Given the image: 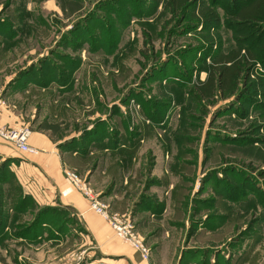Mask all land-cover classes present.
<instances>
[{
	"label": "rangeland",
	"instance_id": "obj_1",
	"mask_svg": "<svg viewBox=\"0 0 264 264\" xmlns=\"http://www.w3.org/2000/svg\"><path fill=\"white\" fill-rule=\"evenodd\" d=\"M196 1L220 22L164 0H0V97L131 222L146 264H264V63L233 96L196 95L221 57L263 42L240 44L241 0ZM12 161L0 157V264H108L75 217L26 195Z\"/></svg>",
	"mask_w": 264,
	"mask_h": 264
},
{
	"label": "crops",
	"instance_id": "obj_2",
	"mask_svg": "<svg viewBox=\"0 0 264 264\" xmlns=\"http://www.w3.org/2000/svg\"><path fill=\"white\" fill-rule=\"evenodd\" d=\"M2 123L17 128L18 118L3 110ZM0 141V157L12 159V171L26 195L41 205L58 207L75 217L83 233L108 264H146L127 244L117 240L108 223L92 212L87 200L65 178L57 146L46 135L31 133L28 144L37 155L21 153Z\"/></svg>",
	"mask_w": 264,
	"mask_h": 264
},
{
	"label": "trees",
	"instance_id": "obj_3",
	"mask_svg": "<svg viewBox=\"0 0 264 264\" xmlns=\"http://www.w3.org/2000/svg\"><path fill=\"white\" fill-rule=\"evenodd\" d=\"M193 0H164L168 11L177 16L185 14L186 9H191V19L198 20L204 28H211L220 22L215 10L205 7ZM241 6H234L232 20L236 26L241 43L250 39L261 38L263 44L259 47L260 54H253L252 50L239 46L236 51L221 57L211 67L208 78L204 84L197 88L201 100H210L216 94H222L224 99L233 96L240 84L249 82V71L258 61L264 63V0H241ZM192 4V6L190 5ZM234 5V4H233ZM191 6V7H190ZM244 76L246 80H244Z\"/></svg>",
	"mask_w": 264,
	"mask_h": 264
},
{
	"label": "built area",
	"instance_id": "obj_4",
	"mask_svg": "<svg viewBox=\"0 0 264 264\" xmlns=\"http://www.w3.org/2000/svg\"><path fill=\"white\" fill-rule=\"evenodd\" d=\"M5 109H7V103L0 97V141L21 153L37 155L39 151L28 144V139L31 135L28 128L21 127L16 129L7 127L2 123L1 116ZM63 172L70 184L87 200L90 210L101 216L108 223L119 240L131 245L143 260H147L146 250L140 246L141 243L134 232V226L131 222L125 219L124 216L114 215L113 217H108L107 207L101 204L93 192L80 182L78 176L71 171Z\"/></svg>",
	"mask_w": 264,
	"mask_h": 264
}]
</instances>
